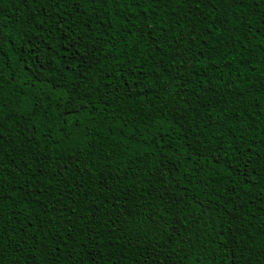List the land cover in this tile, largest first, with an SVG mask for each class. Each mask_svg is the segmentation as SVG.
Listing matches in <instances>:
<instances>
[{"label":"trees","instance_id":"1","mask_svg":"<svg viewBox=\"0 0 264 264\" xmlns=\"http://www.w3.org/2000/svg\"><path fill=\"white\" fill-rule=\"evenodd\" d=\"M0 264H264V0H0Z\"/></svg>","mask_w":264,"mask_h":264},{"label":"rangeland","instance_id":"2","mask_svg":"<svg viewBox=\"0 0 264 264\" xmlns=\"http://www.w3.org/2000/svg\"><path fill=\"white\" fill-rule=\"evenodd\" d=\"M2 39V33L0 32V40Z\"/></svg>","mask_w":264,"mask_h":264}]
</instances>
